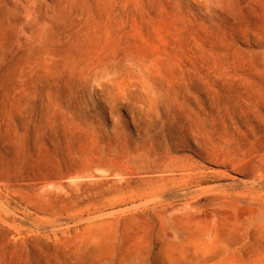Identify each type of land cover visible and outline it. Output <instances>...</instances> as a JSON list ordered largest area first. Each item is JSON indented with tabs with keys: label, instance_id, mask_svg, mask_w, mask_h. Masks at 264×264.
<instances>
[{
	"label": "rangeland",
	"instance_id": "1",
	"mask_svg": "<svg viewBox=\"0 0 264 264\" xmlns=\"http://www.w3.org/2000/svg\"><path fill=\"white\" fill-rule=\"evenodd\" d=\"M0 264H264V0H0Z\"/></svg>",
	"mask_w": 264,
	"mask_h": 264
}]
</instances>
